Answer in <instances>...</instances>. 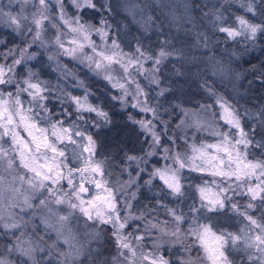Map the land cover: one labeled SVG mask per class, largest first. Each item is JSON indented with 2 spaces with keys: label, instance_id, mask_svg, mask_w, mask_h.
Instances as JSON below:
<instances>
[{
  "label": "clouds",
  "instance_id": "clouds-1",
  "mask_svg": "<svg viewBox=\"0 0 264 264\" xmlns=\"http://www.w3.org/2000/svg\"><path fill=\"white\" fill-rule=\"evenodd\" d=\"M0 264H264V0H0Z\"/></svg>",
  "mask_w": 264,
  "mask_h": 264
}]
</instances>
